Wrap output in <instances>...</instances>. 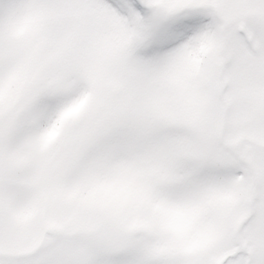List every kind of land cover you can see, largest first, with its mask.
<instances>
[{
	"label": "snow or ice",
	"instance_id": "snow-or-ice-1",
	"mask_svg": "<svg viewBox=\"0 0 264 264\" xmlns=\"http://www.w3.org/2000/svg\"><path fill=\"white\" fill-rule=\"evenodd\" d=\"M0 264H264V0H0Z\"/></svg>",
	"mask_w": 264,
	"mask_h": 264
}]
</instances>
